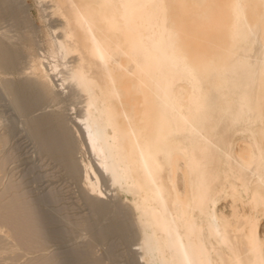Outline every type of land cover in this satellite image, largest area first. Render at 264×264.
<instances>
[{"label": "bare ground", "instance_id": "bare-ground-1", "mask_svg": "<svg viewBox=\"0 0 264 264\" xmlns=\"http://www.w3.org/2000/svg\"><path fill=\"white\" fill-rule=\"evenodd\" d=\"M52 1L60 34L46 53L52 70L63 63L60 88L84 97L78 122L100 168L86 165L85 184L102 196L101 172L133 196L143 261L264 264V0H238L227 58L201 67L166 0Z\"/></svg>", "mask_w": 264, "mask_h": 264}, {"label": "rangeland", "instance_id": "rangeland-1", "mask_svg": "<svg viewBox=\"0 0 264 264\" xmlns=\"http://www.w3.org/2000/svg\"><path fill=\"white\" fill-rule=\"evenodd\" d=\"M53 9L52 0H0V55L14 56L0 57V264H146L133 196L98 172L78 122L84 97L60 88L61 60L52 70ZM34 58L50 81L34 69L32 78ZM88 164L101 178L98 198L85 184ZM218 206L230 211L229 200Z\"/></svg>", "mask_w": 264, "mask_h": 264}, {"label": "crops", "instance_id": "crops-1", "mask_svg": "<svg viewBox=\"0 0 264 264\" xmlns=\"http://www.w3.org/2000/svg\"><path fill=\"white\" fill-rule=\"evenodd\" d=\"M166 1L170 24L183 45L181 53L193 65L211 66L227 58L238 0ZM249 17L252 22L258 20L255 16ZM261 29L263 30L261 40H264L263 24ZM245 146L242 142L237 144L238 148Z\"/></svg>", "mask_w": 264, "mask_h": 264}]
</instances>
